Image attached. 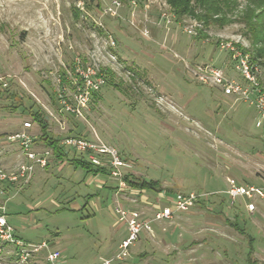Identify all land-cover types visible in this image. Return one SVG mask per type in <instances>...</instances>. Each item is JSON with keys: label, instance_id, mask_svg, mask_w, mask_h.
Instances as JSON below:
<instances>
[{"label": "rangeland", "instance_id": "rangeland-1", "mask_svg": "<svg viewBox=\"0 0 264 264\" xmlns=\"http://www.w3.org/2000/svg\"><path fill=\"white\" fill-rule=\"evenodd\" d=\"M111 1L0 0V169L10 174L23 162L9 136L24 121L39 135L27 114L32 107L44 111L50 135L75 134L79 122L86 138L114 148L129 161L123 175L156 179L174 191H221L232 176L264 183V132L255 106L195 75L197 66H213L249 86L237 67L239 51L264 87V0H233L216 24H205L196 7L176 15L168 0H118L109 13ZM76 65L105 78L80 119L60 112L52 98L61 71L78 75ZM34 148L48 147L38 141ZM157 194L50 153L26 182L0 180V210L23 241H45L64 264H92L114 254L127 235L118 204L149 215ZM214 199L211 209L196 206L157 221L152 236L142 231L127 260L264 264V200L252 214L238 212L239 225L254 238L249 244L224 221L219 209L232 221L230 206ZM13 254L5 246L0 264H13ZM44 254L36 252L34 262L43 264Z\"/></svg>", "mask_w": 264, "mask_h": 264}, {"label": "built area", "instance_id": "built-area-1", "mask_svg": "<svg viewBox=\"0 0 264 264\" xmlns=\"http://www.w3.org/2000/svg\"><path fill=\"white\" fill-rule=\"evenodd\" d=\"M120 5L118 0H112L108 6L109 13H115V7ZM232 50L234 48L232 47ZM240 56L238 69L241 71L244 80L249 86L241 85L230 80L219 68L202 65L197 66L195 75L199 81L219 87L224 95H235L244 101L253 104L259 113L260 126L264 121V91L256 76L255 65L249 62L247 55ZM75 71L59 75L57 89L55 91L56 101L60 112L80 119L83 117L85 108L91 100L93 93L98 91L105 82L104 75L96 73L90 66L84 70L76 65ZM64 77V79H63ZM31 121H24L22 128L10 135L9 138L18 143L20 153L24 157L13 173H6L0 169V180L20 179L26 182L32 175L36 166L44 167L47 163V155L51 149L47 148L40 152L35 150L33 145L34 135L30 132ZM59 145L77 152H85L88 159L95 165L106 167L109 176L123 177L122 169L130 166L129 161L122 157L114 148L82 136H66ZM125 181V179L123 178ZM121 181V180H120ZM126 182V181H125ZM123 182H121V186ZM224 194L228 205L238 203L243 205L247 212H254L257 202L264 200V183H248L234 176L226 178V188L221 191L195 192V191H174L166 189L158 191L155 199V206L148 215L138 209H128L118 204L116 213L118 219L125 223L127 235L121 239L116 252L110 256L102 257L98 262L92 264H125L130 257L131 246L139 239L142 231L152 233L154 224L157 221H166L177 216L179 212L190 211L198 206V201L211 196ZM6 247L11 246L15 259L13 264H34L36 252L45 250L43 264H64L58 249L49 248L45 241L39 244L23 241L15 237V230L9 224L5 213L0 212V253Z\"/></svg>", "mask_w": 264, "mask_h": 264}, {"label": "trees", "instance_id": "trees-1", "mask_svg": "<svg viewBox=\"0 0 264 264\" xmlns=\"http://www.w3.org/2000/svg\"><path fill=\"white\" fill-rule=\"evenodd\" d=\"M168 1H169L170 5L172 6L175 14L178 16H181L184 13H192V11L195 7L201 9L202 13H201L199 18H202V21L205 24H216L217 22H219L221 20L222 21L225 20L224 16L226 14V11L230 8V4L234 3L233 0H168ZM255 59L256 58L254 55L250 56L251 61L256 62ZM69 67H70V69H72L71 67H73V66L69 65ZM61 75L62 76L65 75L64 71H61ZM63 79H64V77H63ZM261 87L263 90L264 87H263L262 83H261ZM6 95L8 97L16 96L14 94H7V93H6ZM52 98H53V101L56 102V104H57L55 92H53ZM21 104L22 103L18 102V104L15 105V107L19 106ZM57 107H58V104H57ZM27 114L30 116L31 120L39 126V129H40L39 135L37 137L34 135L33 145H35L38 141H41L44 144V146L51 149L52 154H54L56 157H58L60 159L61 158H67L69 160V162L75 168H82L86 172H91L93 174L98 173V174H106L107 175V173H108L107 168L93 164L88 159L87 154L85 152H77V151L71 150L69 148H65L62 145H59V143L61 141L60 139H63L65 137L62 136L63 137L62 138L61 136L55 137V136L50 135L49 130H48V124L45 120V113L42 109H40V108L32 109V107H29ZM69 117L74 119V117H72V116H69ZM75 127L77 129L75 131V134H72L70 132L69 134H66L65 136H82V137H85V134H83L81 132V130L83 129V125H81L79 122H75ZM260 127L263 129V132H264V121L260 125ZM69 153H72V154L69 155ZM123 178L125 179V181L128 184H130L134 187H137L140 190L159 191L162 189H166L169 192L174 191L173 187H162L161 182L159 180H156V179L147 180V179H144L142 177L133 176L130 173L124 174ZM11 183L12 182L9 181V183L5 186L6 190L9 189V187L11 186ZM110 187L111 186H109L108 188H110ZM223 195L224 194H218V195L211 196L207 199H202V200L197 202L198 207L211 209L214 206V203L216 202L214 198L220 197L221 200L219 202H221L222 205H224V203H225L227 206H230V209H232L234 212L233 213L234 219L231 221L226 216L225 212L221 211L222 208H220L219 210L223 215L224 221L228 225L232 226L237 231H239L241 234L245 235L248 239V243L251 244L253 241V237L247 233L245 226L239 225V223H238V214H239L238 212L241 211V208H244L243 205H239L238 203H235L234 205H228L226 198ZM0 208H1V206H0ZM244 210H245V208H244ZM0 212H2V210H0ZM15 237L20 238L16 233H15ZM139 256H144V254L141 253V254H139ZM34 264H36V263H34Z\"/></svg>", "mask_w": 264, "mask_h": 264}, {"label": "crops", "instance_id": "crops-1", "mask_svg": "<svg viewBox=\"0 0 264 264\" xmlns=\"http://www.w3.org/2000/svg\"><path fill=\"white\" fill-rule=\"evenodd\" d=\"M249 214H252V213H254V212H252V213H250V212H248ZM154 229H155V227L153 228V231H152V233H150V232H148V233H146L147 234V236H152V235H154L153 234V232H154ZM247 242H248V239H247ZM252 242H254V238H253V241ZM142 254H144V256H140V257H145L146 256V253H142ZM260 257H262V256H260ZM263 258V257H262ZM130 262L132 263V260H127L126 262H125V264H130ZM189 264H197V262L196 261H194V262H192V263H189Z\"/></svg>", "mask_w": 264, "mask_h": 264}]
</instances>
